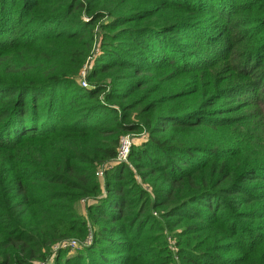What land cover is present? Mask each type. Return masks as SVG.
I'll list each match as a JSON object with an SVG mask.
<instances>
[{
  "label": "trees",
  "instance_id": "obj_1",
  "mask_svg": "<svg viewBox=\"0 0 264 264\" xmlns=\"http://www.w3.org/2000/svg\"><path fill=\"white\" fill-rule=\"evenodd\" d=\"M0 264H264V0H0Z\"/></svg>",
  "mask_w": 264,
  "mask_h": 264
},
{
  "label": "built area",
  "instance_id": "obj_2",
  "mask_svg": "<svg viewBox=\"0 0 264 264\" xmlns=\"http://www.w3.org/2000/svg\"><path fill=\"white\" fill-rule=\"evenodd\" d=\"M91 60H92V57L90 58V56H89L88 59L86 60L85 64L81 68L80 83L83 86L87 85V81H86L85 76H86L87 70L91 66ZM140 134H143V133H140ZM133 142H134V134H132V133H125L120 137L118 152H117V156L115 158L116 161H127L128 153L130 151V148H131V145ZM102 174H103L102 167H99L97 169V175L101 177ZM77 244H78V240L75 238H71L69 240H65L62 242V245L75 246Z\"/></svg>",
  "mask_w": 264,
  "mask_h": 264
},
{
  "label": "rangeland",
  "instance_id": "obj_3",
  "mask_svg": "<svg viewBox=\"0 0 264 264\" xmlns=\"http://www.w3.org/2000/svg\"><path fill=\"white\" fill-rule=\"evenodd\" d=\"M143 134H134V140L135 141H138L140 140V138L142 137ZM85 201L81 200L79 201L77 207H78V210L81 211V212H84V209H85Z\"/></svg>",
  "mask_w": 264,
  "mask_h": 264
}]
</instances>
